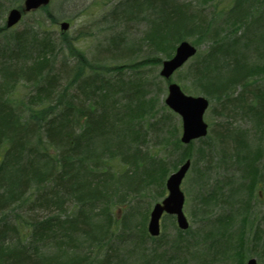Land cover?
<instances>
[{
    "label": "trees",
    "instance_id": "1",
    "mask_svg": "<svg viewBox=\"0 0 264 264\" xmlns=\"http://www.w3.org/2000/svg\"><path fill=\"white\" fill-rule=\"evenodd\" d=\"M133 1L124 6V15L131 21L146 17V39L155 59L159 53L171 58L182 41L192 40L196 47L210 44L206 56L189 69L193 88L222 99L233 85L243 83L240 97L226 99L223 105H235L250 116L262 129L263 143L264 0H235L229 8L225 0ZM4 6L0 0V14ZM8 32L0 25V35ZM43 34L42 47L30 49L28 56L22 49L33 43L25 32L12 33V41L0 45V264H170L166 252L150 254L144 242L151 238L145 229L147 213L140 214L139 200L129 198L148 191L151 180L162 194L168 173L188 154L182 152L169 165L146 146L150 124L145 127L144 122L154 109L152 98L144 100L146 85L130 92L135 99L129 101V94L118 98V85L124 81H110L80 65L60 80L53 70L59 55L54 54L50 35ZM240 46L256 48L261 64L257 73L252 74L255 69ZM255 74L262 77L261 83H245ZM25 85L32 90L27 92ZM172 131L178 134V129ZM250 140L242 139L236 148L243 154L238 158L241 178H262L264 184V167L261 174L256 164L259 148L248 151ZM173 146L183 148L178 135ZM263 149L262 144V158ZM241 186L245 188L242 182L236 191ZM136 224L139 237L127 258L114 239L120 226L129 237ZM255 237V248L264 251V231L262 238ZM202 239L210 240V246L217 241L213 229ZM243 244L244 249L229 244L233 264L245 261L246 240ZM96 248H102L100 260Z\"/></svg>",
    "mask_w": 264,
    "mask_h": 264
},
{
    "label": "rangeland",
    "instance_id": "2",
    "mask_svg": "<svg viewBox=\"0 0 264 264\" xmlns=\"http://www.w3.org/2000/svg\"><path fill=\"white\" fill-rule=\"evenodd\" d=\"M2 1L5 6L0 14V25L4 27L8 11L19 7L23 0ZM234 1L225 0V7L229 8V5H233ZM133 2V0H51L48 7L23 15L14 28H11L7 34L0 35V45L3 48L8 41H12V33L25 32L28 34L27 39L31 38L33 43V46L29 48L24 46L22 49L24 55L28 56L30 49L34 48L37 51L42 47L40 43L43 41L44 32L50 35L53 40L54 54L58 53L59 55L53 64V70L58 74L54 75L58 76L60 80H65L73 72L71 68L80 65L86 68L88 73H98L100 77L111 79L110 81H124L123 85L120 83L118 85L121 89L118 98L121 100H124V95L126 97L133 90H139L137 87L141 84L146 85L148 94L144 95V100L148 101L152 98L151 102L154 103L151 116H147L148 121L145 118L144 122L145 124L147 122L145 127L150 124L148 130L150 136L147 138L146 146L158 159L165 158L169 165L177 162L182 152L188 154V159L192 163L181 186L185 194L184 212L190 227L186 231H181L177 227L175 217L164 216L161 220V236L156 239L147 237L144 240L150 254L166 252L170 264H233V258L230 257L232 250L229 249V244L234 243L235 247L239 245L240 249H244L242 244L246 240L247 249L244 250L246 259L243 264H246L249 258H255L258 264H264L262 246L259 249L254 246L255 235L260 234L262 238V230L264 231V184H262V178H256L253 181L249 178L248 181L241 178L242 171L238 168V158L243 154L236 155L235 153L238 147L235 144L236 140L239 142L242 139L250 140L252 138L248 151L251 149L256 151L259 148L256 164L258 171L260 170L262 174L264 135L262 143V129L256 128L257 126L250 120V116L248 118L241 114L239 109L236 111L235 105H223L227 100H236L240 97L244 91V84L233 85L222 99L209 98L202 90L193 88L194 81H192L189 69L192 63L206 56L210 46L207 42L198 47L197 55L176 72L170 80L161 77L162 62L166 57L162 53H159L156 58L161 57L162 61H157L152 57L153 48L146 39L148 20L144 16L142 19L139 17L138 20L131 21L127 20L128 18L124 15L126 14L125 7ZM63 21L70 24L65 31L60 28V23ZM39 25L43 27L40 29ZM189 42L193 44L192 40ZM14 45L15 43L12 42L9 47ZM240 51L253 65L255 70L252 74L257 73L258 66L260 67L261 64L257 62L259 53L256 48L252 46L246 49L240 46ZM78 53L81 54V59H79ZM120 66L124 68L123 71L116 69ZM47 71L49 70L47 69ZM251 77L252 79L245 83L262 82V77L259 75H251L249 78ZM170 82L179 84L187 94L204 96L210 101L204 116L209 126L208 135L189 145H183L180 151H177L173 144L177 135L180 140L182 120L165 104ZM24 88L27 92L32 90L29 85H25ZM132 95L134 94H129L126 99L129 101L135 99L132 98ZM249 101L251 102V99ZM172 128L178 129V134H175ZM158 135L160 138L157 139ZM187 146H190V149H186ZM169 169L172 170V168ZM173 171L175 170L168 173L166 179ZM160 174L162 177L165 175L163 172ZM129 178L135 177L130 176ZM166 179L164 182L165 191H162V194L158 192L156 182L151 180L148 191L138 195L139 198L134 195L129 198V202H132L133 198L139 200L142 207L140 214L147 213L146 232L150 210L155 203L161 201L168 194ZM229 179H233L231 185L228 184ZM242 182L246 191L243 199L245 205L240 207L242 203H237L233 206V203L242 199L244 195L239 197L231 190H236ZM243 190V186H241L242 193ZM246 205L247 209L245 210ZM116 212L121 216V208ZM140 218L142 220L143 215ZM210 221H215V223L208 226ZM211 229L214 230L217 241L210 246V240H206L207 244L205 245L206 242L204 243L202 236L209 233ZM123 230V226L118 228L114 243L120 247V254L131 258L134 238L139 237L137 233L140 230L136 224L129 237ZM101 249H95V258L98 260L102 256ZM212 258H215L217 262H211ZM162 263L167 264L166 262ZM234 264L236 263L234 262Z\"/></svg>",
    "mask_w": 264,
    "mask_h": 264
},
{
    "label": "water",
    "instance_id": "3",
    "mask_svg": "<svg viewBox=\"0 0 264 264\" xmlns=\"http://www.w3.org/2000/svg\"><path fill=\"white\" fill-rule=\"evenodd\" d=\"M50 0H24L20 9H12L7 16V27L16 25L25 13L48 5ZM68 23H62L61 29L67 30ZM197 52L189 42H182L176 49L175 55L163 62L161 76L170 79L171 76L180 69ZM166 105L175 113L182 117L183 133L181 142L189 144L192 140L204 137L207 134V124L203 120L204 113L209 106V101L202 97L186 95L179 85L171 83L168 87ZM191 162L187 160L178 171L170 175L166 182L168 196L160 203L154 205L148 222V232L151 236L160 234V220L164 213L176 217L177 225L180 229L186 230L189 227L188 220L184 213L185 195L181 190V184L190 169ZM247 264H257L255 259H250Z\"/></svg>",
    "mask_w": 264,
    "mask_h": 264
},
{
    "label": "bare ground",
    "instance_id": "4",
    "mask_svg": "<svg viewBox=\"0 0 264 264\" xmlns=\"http://www.w3.org/2000/svg\"><path fill=\"white\" fill-rule=\"evenodd\" d=\"M239 142H240V141H239ZM239 142L236 140V143H235L236 146H238ZM235 153H236V155H238V154H239V151L236 149V150H235Z\"/></svg>",
    "mask_w": 264,
    "mask_h": 264
}]
</instances>
